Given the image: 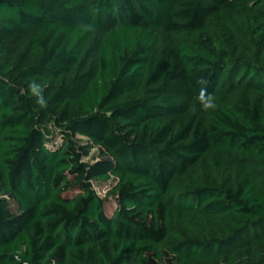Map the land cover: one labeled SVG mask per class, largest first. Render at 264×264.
Masks as SVG:
<instances>
[{
	"label": "trees",
	"instance_id": "16d2710c",
	"mask_svg": "<svg viewBox=\"0 0 264 264\" xmlns=\"http://www.w3.org/2000/svg\"><path fill=\"white\" fill-rule=\"evenodd\" d=\"M0 264H264V0H0Z\"/></svg>",
	"mask_w": 264,
	"mask_h": 264
},
{
	"label": "clouds",
	"instance_id": "9594fccd",
	"mask_svg": "<svg viewBox=\"0 0 264 264\" xmlns=\"http://www.w3.org/2000/svg\"><path fill=\"white\" fill-rule=\"evenodd\" d=\"M84 27L87 30L91 28V25H86ZM197 83L202 85L197 97V99L201 104L202 110L204 111L214 110L217 107V105L215 103V97L207 92L208 80L204 77H200L197 80ZM29 89L31 93L34 96H36L37 103H39L41 107H45L47 105V101L44 98L42 87L33 81L29 84Z\"/></svg>",
	"mask_w": 264,
	"mask_h": 264
},
{
	"label": "rangeland",
	"instance_id": "374dc122",
	"mask_svg": "<svg viewBox=\"0 0 264 264\" xmlns=\"http://www.w3.org/2000/svg\"><path fill=\"white\" fill-rule=\"evenodd\" d=\"M79 139L82 141V142H85L86 143V139L85 138H82V137H79ZM59 141V138L57 137V139ZM99 150L96 148V149H93L90 153V155L85 158V161L87 162H90V163H93L95 161L98 160L99 158ZM95 188L97 189V191L101 194V196H104L107 192V190L109 189V187L111 186L112 184V181H109L108 183H98V182H93ZM116 207L115 203L114 202H111L108 204V213L110 214L112 212V210Z\"/></svg>",
	"mask_w": 264,
	"mask_h": 264
}]
</instances>
